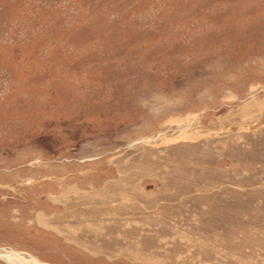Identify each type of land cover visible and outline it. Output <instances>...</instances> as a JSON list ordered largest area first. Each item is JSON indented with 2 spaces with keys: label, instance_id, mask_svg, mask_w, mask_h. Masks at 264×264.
<instances>
[{
  "label": "rangeland",
  "instance_id": "rangeland-1",
  "mask_svg": "<svg viewBox=\"0 0 264 264\" xmlns=\"http://www.w3.org/2000/svg\"><path fill=\"white\" fill-rule=\"evenodd\" d=\"M12 250L264 264V0H0Z\"/></svg>",
  "mask_w": 264,
  "mask_h": 264
},
{
  "label": "bare ground",
  "instance_id": "bare-ground-1",
  "mask_svg": "<svg viewBox=\"0 0 264 264\" xmlns=\"http://www.w3.org/2000/svg\"><path fill=\"white\" fill-rule=\"evenodd\" d=\"M0 258L4 259L10 264H21L23 262L24 264H44L37 259L32 257H29L30 259H26L22 254L17 253L15 251H4L0 252Z\"/></svg>",
  "mask_w": 264,
  "mask_h": 264
}]
</instances>
